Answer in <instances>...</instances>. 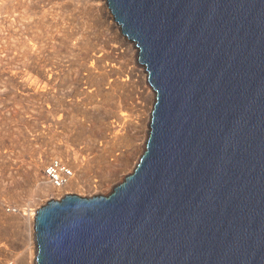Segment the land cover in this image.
Instances as JSON below:
<instances>
[{"label":"water","instance_id":"water-1","mask_svg":"<svg viewBox=\"0 0 264 264\" xmlns=\"http://www.w3.org/2000/svg\"><path fill=\"white\" fill-rule=\"evenodd\" d=\"M154 91L132 171L34 217L37 264H264V0H106Z\"/></svg>","mask_w":264,"mask_h":264},{"label":"rangeland","instance_id":"rangeland-1","mask_svg":"<svg viewBox=\"0 0 264 264\" xmlns=\"http://www.w3.org/2000/svg\"><path fill=\"white\" fill-rule=\"evenodd\" d=\"M11 1L14 9L0 0V261L10 252L7 262L16 264L15 256L35 246L33 225L22 221L19 210L35 214L66 193H110L144 149L134 123L150 111L144 71L131 66L135 47L125 51L123 36L107 30L91 0ZM91 55L96 58L88 70ZM37 83L45 90L40 101ZM119 100L125 121L109 140ZM50 158H60L74 174L59 190L44 182Z\"/></svg>","mask_w":264,"mask_h":264},{"label":"bare ground","instance_id":"bare-ground-1","mask_svg":"<svg viewBox=\"0 0 264 264\" xmlns=\"http://www.w3.org/2000/svg\"><path fill=\"white\" fill-rule=\"evenodd\" d=\"M7 1V3H8V5H9V7H12L13 9H14V7H16V6H14V3H12V1L11 0H6ZM91 5H92V9H95V11L96 12H99L103 17H104V20H105V18H106V22H107V30L108 29H111V30H113V29H116V30H118L120 33H121V30H120V27H119V25L114 21V19H113V15H112V13H111V11H110V9H109V7L107 6V2H106V0H91ZM12 9V10H13ZM101 18V17H100ZM101 20V19H100ZM104 23V22H103ZM105 24V23H104ZM106 28V27H105ZM121 35L123 36L122 37V40H123V45L125 46V51H129V47H135V45H134V42L133 41H130L129 39H127L122 33H121ZM121 41V40H120ZM26 42V41H25ZM24 42V43H25ZM121 45H122V43H121ZM121 47V46H120ZM36 48V47H35ZM123 49V48H122ZM134 49V48H133ZM135 62H136V64L134 63V65L133 64H131V66H132V69L134 70V71H136L138 74H141V71H139V68H138V65H140L142 68V70L144 71V79H145V81H144V85H143V87H144V89H142L143 90V95L145 96V98H146V102L148 103V110L149 111H151V105H153L152 103H153V100H154V91H153V89L151 88V85H150V83L148 82V80H147V76H146V70H145V67H144V65L143 64H141V63H139L138 62V60H137V48L135 47ZM98 52V51H97ZM99 54V53H98ZM97 54V55H98ZM89 55V54H88ZM99 56V55H98ZM124 56V55H123ZM96 58V55L94 56V55H91L90 56V61H88L89 62V64H88V66H87V68H88V70H91L92 69V66H93V62H94V59ZM124 58V57H123ZM127 59V58H126ZM125 59V60H126ZM86 60V59H85ZM81 61V60H80ZM134 61V60H133ZM109 64V63H108ZM86 68V69H87ZM107 69V68H106ZM131 69V70H132ZM45 71V70H44ZM132 72V71H131ZM140 72V73H139ZM91 73V72H90ZM134 73V72H133ZM43 74V73H42ZM137 74V75H138ZM48 76H50V75H48ZM97 78V77H96ZM45 80V79H44ZM113 81V80H112ZM51 83V82H50ZM84 86V85H83ZM44 88V85H41L40 83H37V84H35V87H34V91H35V96L37 97V99H38V101H40L41 100V98H43V96H44V92H45V90L43 89ZM107 88V87H106ZM79 89V88H78ZM89 90V89H88ZM84 92V91H83ZM80 95V94H79ZM77 99V98H76ZM78 100V99H77ZM143 100H145V99H143ZM44 104V103H43ZM50 104V103H49ZM122 102H121V100H119L118 101V103H117V107H118V110H116V112L114 113V115L112 116V119H111V122H110V125H111V127L109 128V132H108V138H109V140H112L116 135H117V131L116 130H114V127L117 125V124H119V123H121L122 121H125V117H126V111H124L123 109H122ZM45 106L46 107H48L49 105L48 104H45ZM49 108V107H48ZM44 111V110H43ZM49 111V110H48ZM50 112V111H49ZM51 113V112H50ZM60 114V113H59ZM58 114V115H59ZM53 118V117H52ZM59 119V118H58ZM147 119H149V114H147L146 116H141V117H139L136 121H135V123H134V125L135 126H137V127H139L140 128V132H142V140H143V146H145L144 145V142H145V138L147 139V136H148V132H149V129H148V127H147ZM53 121V120H52ZM45 127V126H44ZM120 127V126H119ZM147 128V129H146ZM150 128V127H149ZM145 130H146V132H145ZM145 133H146V135H145ZM107 138V139H108ZM141 143V142H140ZM142 144V143H141ZM139 150V149H138ZM144 150V149H143ZM140 152H141V150L139 151V153L138 154H140ZM55 159H58V160H61L60 158H50L49 159V161L45 164V166H44V168H43V173H44V178H45V183L47 184V185H52L53 186V188H55V189H58L59 190V188H60V186H63V185H65L69 180H71L72 178H73V176H74V174H73V171H72V168L66 163V162H64L67 166H68V168L70 169V173H69V175H67V174H65L66 176V181L63 183V182H61V183H59V184H54L51 180H50V178L47 176V174L45 173V169L46 168H48L49 167V165H52L53 164V162H54V160ZM62 161V160H61ZM138 161V160H137ZM59 164H61V163H59ZM51 167H53V166H51ZM54 169L56 170H54V174L56 175V176H62V171L60 170V168H58V167H54ZM73 175V176H72ZM76 184H77V182H76ZM95 185V184H94ZM67 194V193H66ZM65 195V194H64ZM63 195V196H64ZM62 196V197H63ZM61 198V197H60ZM47 202V201H46ZM45 202V203H46ZM39 208V207H38ZM37 208V209H38ZM36 209V210H37ZM19 210V209H18ZM19 213H20V218H22V221L23 222H25V224H30V222L32 223V225H33V223H34V217H35V214H36V211H35V214H34V212L33 211H27L26 210V208H22V209H20L19 210ZM30 232H31V235H33L34 236V226L32 227V229L30 228ZM33 244H35V240H34V243ZM35 252H36V245L33 247H31V246H29V247H26V249H25V255L23 256V257H21L20 258V256H15L14 258H15V260H17V263L18 264H37L36 263V261H35ZM5 254H4V257H2V259H1V261H0V264H9V262H7V258L8 257H10V255H11V253L10 252H4ZM19 261V262H18ZM16 263V264H17Z\"/></svg>","mask_w":264,"mask_h":264},{"label":"built area","instance_id":"built-area-1","mask_svg":"<svg viewBox=\"0 0 264 264\" xmlns=\"http://www.w3.org/2000/svg\"><path fill=\"white\" fill-rule=\"evenodd\" d=\"M61 163V164H59ZM53 166V167H51ZM54 167H58L60 168V170L62 171V176H56L54 174ZM56 171V170H55ZM45 173L47 174V176L50 178V180L54 183V184H59L61 182H65L66 181V175H69L70 173V169L68 168V166L61 160L55 159L52 165H49L48 168L45 169Z\"/></svg>","mask_w":264,"mask_h":264}]
</instances>
